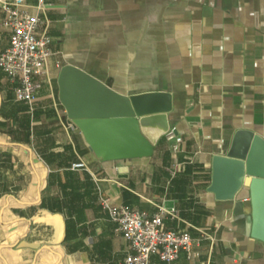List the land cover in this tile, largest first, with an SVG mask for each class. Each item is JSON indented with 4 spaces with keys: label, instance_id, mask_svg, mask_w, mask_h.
Returning a JSON list of instances; mask_svg holds the SVG:
<instances>
[{
    "label": "crops",
    "instance_id": "obj_1",
    "mask_svg": "<svg viewBox=\"0 0 264 264\" xmlns=\"http://www.w3.org/2000/svg\"><path fill=\"white\" fill-rule=\"evenodd\" d=\"M44 3L51 55L32 106L0 70V264H122L129 244L99 195L149 214L174 209L168 229L214 236L172 264H264L246 214L209 191L213 157L237 131L264 139V0ZM36 4L25 9L34 14ZM3 20L0 9V52L10 37ZM67 64L123 95L168 92L178 152L162 136L149 157L99 159L59 100ZM150 264L165 263L152 255Z\"/></svg>",
    "mask_w": 264,
    "mask_h": 264
},
{
    "label": "water",
    "instance_id": "obj_2",
    "mask_svg": "<svg viewBox=\"0 0 264 264\" xmlns=\"http://www.w3.org/2000/svg\"><path fill=\"white\" fill-rule=\"evenodd\" d=\"M58 87L69 122L102 161L149 157L170 129L168 92L123 95L69 64L60 69ZM117 172L125 177L127 168ZM243 189L247 198L238 196ZM209 191L218 200L234 201L235 213L246 214L251 235L264 242V139L237 131L225 155L213 157Z\"/></svg>",
    "mask_w": 264,
    "mask_h": 264
},
{
    "label": "built area",
    "instance_id": "obj_3",
    "mask_svg": "<svg viewBox=\"0 0 264 264\" xmlns=\"http://www.w3.org/2000/svg\"><path fill=\"white\" fill-rule=\"evenodd\" d=\"M48 5L37 0L35 13L25 9V0H0L4 13L3 25L10 30L9 45L0 52V70L11 82H16L15 99L33 105L40 82L35 77L42 73L51 55L49 45V21L45 16ZM171 143V151L178 152L182 138L169 129L165 134ZM73 169L86 168L83 162L72 164ZM99 204L109 219L117 225V230L129 244V252L122 264H150V257L156 255L165 264L174 263L180 252L188 257L194 254L203 239L213 242L214 236L200 232L194 239L186 231L168 229L163 218L166 214L175 217L174 209L158 207L149 214L126 205L115 204L104 195H99Z\"/></svg>",
    "mask_w": 264,
    "mask_h": 264
}]
</instances>
